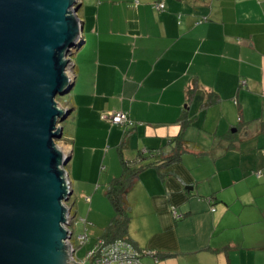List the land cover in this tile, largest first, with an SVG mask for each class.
Returning <instances> with one entry per match:
<instances>
[{"label":"crops","instance_id":"crops-1","mask_svg":"<svg viewBox=\"0 0 264 264\" xmlns=\"http://www.w3.org/2000/svg\"><path fill=\"white\" fill-rule=\"evenodd\" d=\"M79 9L63 142L71 193L97 210L94 227L112 218L100 211L101 187L121 160H147L127 195L128 237L154 253L142 264H264V0H79ZM116 112L133 126L110 124ZM182 122L185 153L160 166Z\"/></svg>","mask_w":264,"mask_h":264},{"label":"water","instance_id":"water-1","mask_svg":"<svg viewBox=\"0 0 264 264\" xmlns=\"http://www.w3.org/2000/svg\"><path fill=\"white\" fill-rule=\"evenodd\" d=\"M77 0H0V264H78L65 229L72 195L55 141L70 114L81 43Z\"/></svg>","mask_w":264,"mask_h":264},{"label":"trees","instance_id":"trees-1","mask_svg":"<svg viewBox=\"0 0 264 264\" xmlns=\"http://www.w3.org/2000/svg\"><path fill=\"white\" fill-rule=\"evenodd\" d=\"M212 103L213 101L211 100L209 104ZM181 127L182 130L180 134L173 139L175 147L173 149L172 155L162 160V164L160 166L167 167L168 165L179 161L182 155L185 153L186 143L183 139L182 132L187 127V124L182 122ZM121 166L122 170L120 176L111 180L106 186L105 197L108 199L112 207L113 216L109 225L99 238L108 243L114 242L116 240H127L133 244V242L128 237L130 205L127 200V195L136 183L139 174L147 167L132 168L131 165L124 160H121ZM148 166H152V164Z\"/></svg>","mask_w":264,"mask_h":264},{"label":"rangeland","instance_id":"rangeland-1","mask_svg":"<svg viewBox=\"0 0 264 264\" xmlns=\"http://www.w3.org/2000/svg\"><path fill=\"white\" fill-rule=\"evenodd\" d=\"M75 7H78V9H79V0H77ZM77 17H78L79 21L82 22V19H84L82 9H79L77 11ZM75 52H76L75 48L71 50V54H74ZM69 59L72 61L70 56H69ZM70 69H71V63L69 64L68 69H67L68 75L70 73ZM71 95H72V91H69L64 96H57L55 98V101L57 102L58 106L62 107L63 109H66V107L70 104ZM71 120H72V117L69 114L68 117L63 122L60 123V127H62V136H61V139L55 141L57 147H59L65 154H67L66 144L63 141L67 140L68 131L71 130ZM148 163H149V161H147V160L132 162L133 166L135 165L136 168H141V167H147L148 168V167H150V166H148V165H150ZM64 171L66 172V175L68 177H70L69 173L71 174V172H72L71 161H68L66 163V165L64 166ZM104 189L106 190V187H101L102 194H103V192L105 193ZM103 199H104V205L102 204L103 208L100 207L101 208L100 211L103 210L104 213H107L106 211L108 209V211L111 212V213H109V215H110L109 218H111L113 216L112 215V207H111L110 203L108 202V199H106V198H103ZM66 206L71 211L70 216L72 218V224L69 227V229L73 233L72 244L76 247L75 257H76L77 262L84 261L85 255L91 247L90 243H92L93 241L89 242L88 245L81 247V248L77 244V242L75 240L76 237L84 234V232H85V226L81 221H86L88 223V228H87L86 234L89 235L90 232L94 231V234H95L94 237H96V238L101 237L106 228L101 231V230L96 229L94 227L96 223L93 222V219H96V214H97L96 211L97 210L94 207L92 208L91 206H89V204L86 203L84 200L81 201L80 199H78V194L76 192H74L69 197V200L66 202ZM90 210H92V214L88 219L87 215L89 214ZM110 221H109V223H110ZM101 222H103V221H101ZM84 264H91V263H90V261H85Z\"/></svg>","mask_w":264,"mask_h":264},{"label":"built area","instance_id":"built-area-1","mask_svg":"<svg viewBox=\"0 0 264 264\" xmlns=\"http://www.w3.org/2000/svg\"><path fill=\"white\" fill-rule=\"evenodd\" d=\"M157 10H162L164 5L162 3H155L153 6ZM205 21L202 19L201 22ZM244 84V82H242ZM109 123L116 126L129 129L133 126L128 113L116 112L108 115ZM264 153V151H263ZM67 155V154H66ZM172 214L175 219H180V215L173 209ZM84 225L85 221H81ZM72 224V218L69 214L67 225L65 229L70 235V239L67 241L71 249V257L78 264H84L85 261H90L91 264H142L141 258L143 255L154 256L151 251H140L131 242L127 240H116L114 242H105L104 240L97 238L91 243L90 249L85 255L84 261L77 262L76 260V247L72 244L73 233L69 227ZM76 242L79 247H84L90 242L89 236L84 234L76 237Z\"/></svg>","mask_w":264,"mask_h":264},{"label":"clouds","instance_id":"clouds-1","mask_svg":"<svg viewBox=\"0 0 264 264\" xmlns=\"http://www.w3.org/2000/svg\"><path fill=\"white\" fill-rule=\"evenodd\" d=\"M68 155V154H67Z\"/></svg>","mask_w":264,"mask_h":264}]
</instances>
